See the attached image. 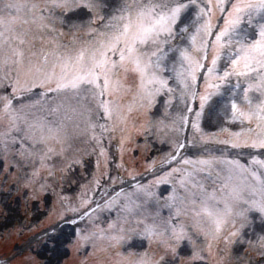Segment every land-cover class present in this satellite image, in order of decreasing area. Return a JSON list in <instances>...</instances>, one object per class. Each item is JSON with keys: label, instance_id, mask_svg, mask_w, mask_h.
Returning <instances> with one entry per match:
<instances>
[{"label": "snow or ice", "instance_id": "snow-or-ice-1", "mask_svg": "<svg viewBox=\"0 0 264 264\" xmlns=\"http://www.w3.org/2000/svg\"><path fill=\"white\" fill-rule=\"evenodd\" d=\"M0 189L52 204L22 264H264V0H0Z\"/></svg>", "mask_w": 264, "mask_h": 264}, {"label": "rangeland", "instance_id": "rangeland-1", "mask_svg": "<svg viewBox=\"0 0 264 264\" xmlns=\"http://www.w3.org/2000/svg\"><path fill=\"white\" fill-rule=\"evenodd\" d=\"M215 123V119H213L208 123H204V126L208 130H213V124ZM138 143L133 142L131 144L126 145V150L123 155V162L127 165L132 163L134 159L135 153H139L140 159V167L133 170L137 175V180H147L151 179V176L145 171V163L147 161V155L149 156H157L160 159L167 151L168 145L166 143H160L154 137H149V143L145 145L144 138L138 137L136 138ZM111 155L115 157L114 160L109 161L110 171L112 175L119 174L118 171H122L121 169L116 168L117 159L114 154L112 148L110 149ZM95 163V157H93L87 164V171L84 173L85 178L89 177L92 173L90 171L89 163ZM101 167L103 169V160H101ZM130 183L126 180V185ZM160 193H163V188L160 189ZM80 189L76 185L65 186L63 195L68 196L72 200H75ZM56 208L59 209V205H56ZM52 210V204L49 202L47 208L41 207L38 201H30L26 204L24 199H21L19 196H15L14 193H8L0 189V257H4L12 250H19V240L22 238L18 233L21 229L23 231V238H27L31 235L26 229L30 226H35L36 228H43L49 221L47 218V212ZM164 214H167L165 210ZM112 216L115 213L111 214ZM109 213L104 212L101 213V219L107 220ZM255 216V214H253ZM261 227L264 225L261 224L258 217L254 219L253 225L251 229H247L246 231L251 233L254 229L255 231H259ZM139 242H134V247ZM18 254V252H17ZM70 256H73L71 252L68 253ZM20 256V255H19ZM75 256V255H74ZM74 259V258H73ZM24 257L16 259V264H22ZM67 260V259H66ZM5 263V262H4ZM92 261H89V264H92ZM77 264V263H76Z\"/></svg>", "mask_w": 264, "mask_h": 264}, {"label": "bare ground", "instance_id": "bare-ground-1", "mask_svg": "<svg viewBox=\"0 0 264 264\" xmlns=\"http://www.w3.org/2000/svg\"><path fill=\"white\" fill-rule=\"evenodd\" d=\"M214 115V114H213Z\"/></svg>", "mask_w": 264, "mask_h": 264}]
</instances>
